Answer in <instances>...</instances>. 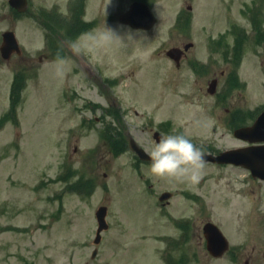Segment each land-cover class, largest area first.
I'll return each instance as SVG.
<instances>
[{
    "label": "rangeland",
    "instance_id": "1",
    "mask_svg": "<svg viewBox=\"0 0 264 264\" xmlns=\"http://www.w3.org/2000/svg\"><path fill=\"white\" fill-rule=\"evenodd\" d=\"M29 1L30 16L15 14L8 0H0V44L1 34L12 30L22 50V56L12 54L8 61L0 55V117L4 115L0 121V264H180V249L164 250L166 243L155 239L174 236L171 220L182 217L181 212L187 215L181 199L158 207L159 191L171 187L172 180L162 178L156 185L151 169H142L155 185L147 191L132 167L131 152L106 166L101 128L111 122L113 129L127 131L148 151L155 146L148 130L162 121L171 122V130L177 131L174 135L186 136L198 148L221 151L241 145L217 121L222 123L221 117H226L222 109L241 110L242 122L264 107V0H144L157 19L149 33L118 22L117 16L132 0H76L70 12L69 0ZM252 1L262 4L259 15L247 7L254 5ZM82 6L83 20H92L93 27L70 23L82 21ZM180 15L181 22L188 23L176 27ZM43 17L51 23L42 26ZM45 27L57 48L50 44L47 50ZM52 28L60 34H52ZM72 30L75 33L69 34ZM188 42L193 44L189 49L193 57L215 65V73L224 69L226 60L234 66L233 59L240 58L232 70L239 86L232 89L235 85L225 84L219 98L210 96L208 76L195 78L186 66L177 69L161 53ZM106 79H110L109 89L98 88V84L108 86ZM19 83L18 103L9 106L10 88L13 93ZM103 94L120 107L114 108L113 122L110 117L94 121L101 111H89L88 103L105 105ZM220 97L224 103L215 113L212 104ZM120 112L126 116L117 124ZM113 145L123 147L115 138ZM90 150L98 156H89ZM64 160L68 168L60 184L57 176ZM97 160L100 164L93 165ZM223 173L231 183L206 165L200 182L192 185L203 199L197 201L200 206L189 202L191 221H185L192 226V244L187 264H264L255 256L264 251V201L258 199L259 188L242 170ZM85 176L93 178L95 193L82 199L72 193V185L77 180L82 183L78 178ZM223 188L231 197L225 205ZM100 205L109 206V229L102 233L91 259L96 229L92 212ZM208 220L234 249L223 260H212L197 247L203 243L201 228Z\"/></svg>",
    "mask_w": 264,
    "mask_h": 264
},
{
    "label": "flooded vegetation",
    "instance_id": "2",
    "mask_svg": "<svg viewBox=\"0 0 264 264\" xmlns=\"http://www.w3.org/2000/svg\"><path fill=\"white\" fill-rule=\"evenodd\" d=\"M39 22L40 23H51V21L49 22L44 17H43L42 20H39ZM92 22H93L92 20H89V21L82 20V21H80V20L75 19L74 21H71L70 23H92ZM98 22L99 21H96L95 23H98ZM52 23H62V22H52ZM187 44L188 43H182L181 47L175 46V48H178V49L182 50L184 48V46H186ZM190 48L191 47H189L186 51L179 53L180 59L178 61H174V60L168 58L169 62L171 64H173V66H175L177 69H180L183 65H184V67L186 66L189 69L191 75L194 76L195 78H197L198 74H200V77L201 76H208L209 78L207 79V86H208V84H210V82L215 81L216 82V91H217L218 87L221 88L225 84L228 85L229 87H232L234 82H233L232 78L228 77V75L230 74V66H226V67H224V69L220 70L218 73H215L214 72V66L215 65L210 64L207 61L203 62V63H200V62L196 61V58L193 57V53L189 52ZM164 55H166V54H164ZM27 60L29 61L30 59L27 58ZM98 88H107V89H109V87H104V85L102 86V84H98ZM101 90H103V89H101ZM102 96H103V101H104L105 105L101 106L100 104H97V107H96V104L88 103L87 105L89 106V111H90V113L91 112H96L97 109L101 111L100 112L101 113V117H99V118L95 117L93 119L94 121H98V120H102L103 121V120H105L106 117H110V118H112V122H113V109L114 108L119 109L120 107L118 105H116L115 100L113 98L111 99V97L108 96L107 94H103ZM223 103H224V100H221L219 103H218V100H216V104H217L218 109L222 108ZM222 110H223V114H226V117H223V118L221 117V119L223 121L222 123L217 121V125L220 126V127H222L224 125V123L232 122L234 120L233 118H228L227 115H229V113L231 115L235 111V109L234 110L222 109ZM120 114H121V119H119V118L115 119V122L117 124H120L121 122H123V118L126 116V115H123V112H120ZM135 115H137L136 112H135ZM232 117H234V113H233ZM217 118L220 119V116H218ZM226 120H228V121H226ZM83 121H84V119H83ZM83 121H82V123H83ZM89 123H90V120H89ZM170 125H171L170 122L162 121L161 123H159L156 126L155 129H153V128L149 129L148 133L153 138L154 132L155 131L158 132V134L161 135L159 137L160 140H161V138H163V137H165L167 135H172L173 134L171 132ZM101 129L104 130V132L101 135H99V138L101 140H106V142L103 143V145L105 146V148L107 150L106 154L108 155V158L105 159L106 166L107 165L113 166V164H114V156H113L114 153L115 152L121 153L122 151H124L126 149V146H128V138L131 135L127 131H123L122 128H121V130H122L121 132H118L116 129H113V127H111V122H105V124L103 125V127ZM102 130H100V131H102ZM84 131H86V130L84 129ZM116 133H118V134H116ZM114 138L119 140L123 147L115 150V148L113 146V139ZM74 150L76 151L75 148H74ZM145 150L148 153L151 154V151L153 150V148H151L150 151H148L147 148ZM202 151L203 152H210V150H208L206 147H204L202 149ZM93 154L96 155L97 152L94 151V150H90L89 153H88L89 156H91ZM97 156H98V154L96 155V157ZM133 157H134V158H132V159H134L133 160L134 161L133 167L137 171L138 180L140 181V183H142L143 186H146V188L151 190L155 185H152L148 181V178L144 177V174L142 173V169H147V170L151 169V163L152 162H140L139 160L136 159L135 156H133ZM98 164H100L99 160H97V162L95 164H93V165H98ZM210 166L213 167L215 165L211 164ZM216 168H218L220 171H224V170H227V169L230 170V171L240 170L241 169L239 167H234L232 165H218ZM106 169L110 170V168H108V167H106ZM103 176L108 177L106 172L103 173ZM221 177L223 178V180L226 179L224 173L222 174ZM155 179H156V183L155 184L156 185H161L162 178H157L156 177ZM163 179L164 180L167 179L168 182H169V180L170 181L172 180L173 184L170 187L171 188L170 190H169V187L168 188L165 187V189L160 190L159 194L157 195V199L159 198L160 194L169 191L170 193H172V196H171L170 200L171 199H176L177 197L184 198L185 201L188 200L187 193H184L186 189L182 192V189L186 188V187H184L183 183L186 184L187 181L183 182V181L170 179V178H163ZM81 180L83 181V185L85 187V194L86 195L91 194L92 193V188H95V185H94L95 182H94L93 178H91L89 176H85L84 178H81ZM226 182H228V180H226ZM250 183L251 184H255L259 188V195H258L259 201H262L261 199L264 200V182L261 181V180H258L256 178H252ZM92 184H93V186H92ZM178 190H181V191H178ZM224 192H225V190L222 192V196H224ZM188 201H190V200H188ZM168 205H170V202L169 203L165 202V204L162 203L163 207H166ZM108 209H109V206L107 208V214H108ZM255 256L256 257H261L262 259H264V251H263V253L256 254ZM245 264H248V261H246Z\"/></svg>",
    "mask_w": 264,
    "mask_h": 264
},
{
    "label": "water",
    "instance_id": "3",
    "mask_svg": "<svg viewBox=\"0 0 264 264\" xmlns=\"http://www.w3.org/2000/svg\"><path fill=\"white\" fill-rule=\"evenodd\" d=\"M9 4L18 12H23L26 9L27 3L26 0H9ZM119 20L123 24H128L133 28L142 29L150 28L154 22L147 7L139 3H133L126 13L120 15ZM2 37L3 41L0 47L2 57L8 58L12 52H19L18 43L12 32H5ZM168 55L174 58L177 56L174 50L168 52ZM234 135L241 140L253 144L264 142V110L257 117L252 126L239 128L234 131ZM129 148L140 159H150L132 139L129 140ZM204 159L205 161L213 163H231L242 166L250 170L253 176L264 180V145L228 150L216 156L205 154ZM104 212L105 209L101 208L96 213L98 229L95 243L99 241L100 232L106 228ZM204 236L207 239V248L212 255H221L227 249L225 238L214 225L208 223L204 226Z\"/></svg>",
    "mask_w": 264,
    "mask_h": 264
},
{
    "label": "clouds",
    "instance_id": "4",
    "mask_svg": "<svg viewBox=\"0 0 264 264\" xmlns=\"http://www.w3.org/2000/svg\"><path fill=\"white\" fill-rule=\"evenodd\" d=\"M204 152L186 136L167 135L151 151V172L157 178L200 182L206 166Z\"/></svg>",
    "mask_w": 264,
    "mask_h": 264
},
{
    "label": "trees",
    "instance_id": "5",
    "mask_svg": "<svg viewBox=\"0 0 264 264\" xmlns=\"http://www.w3.org/2000/svg\"><path fill=\"white\" fill-rule=\"evenodd\" d=\"M22 86L21 84L19 83V87L17 89L13 88V93H12V97H13V101L14 102H18V95L20 94V90H21ZM1 124V123H0ZM73 190H76V189H73Z\"/></svg>",
    "mask_w": 264,
    "mask_h": 264
}]
</instances>
